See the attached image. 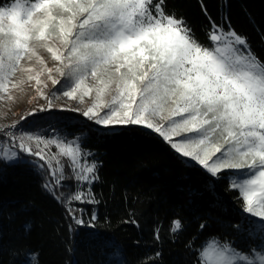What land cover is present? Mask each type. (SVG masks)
I'll list each match as a JSON object with an SVG mask.
<instances>
[{
  "label": "snow or ice",
  "instance_id": "snow-or-ice-1",
  "mask_svg": "<svg viewBox=\"0 0 264 264\" xmlns=\"http://www.w3.org/2000/svg\"><path fill=\"white\" fill-rule=\"evenodd\" d=\"M208 23L211 46H204L183 19L165 13L164 0H35L28 7L16 0L0 6V100L13 99L10 87L35 81L46 103L28 116L51 112L61 96L78 103L88 97L86 108L59 107L79 112L105 133L138 126L158 134L210 178L246 170V177L230 180V188L242 198V210L264 225V63L234 30L225 31L211 19ZM48 81L61 85L60 96L45 92ZM15 127L0 128L15 145L4 160L31 157L29 162L46 169L59 186L62 166L58 154L50 152L55 145L70 158L77 180L96 179L95 163L80 165L78 145L17 135L11 130ZM70 199L88 202L83 193ZM173 224V231L180 229V221ZM199 260L264 264V251L250 259L227 244L213 243Z\"/></svg>",
  "mask_w": 264,
  "mask_h": 264
},
{
  "label": "trees",
  "instance_id": "trees-1",
  "mask_svg": "<svg viewBox=\"0 0 264 264\" xmlns=\"http://www.w3.org/2000/svg\"><path fill=\"white\" fill-rule=\"evenodd\" d=\"M164 8L204 46L209 19L234 30L264 63V0H164ZM28 121L77 141L81 158L95 163L96 179L78 185L69 177L57 186L31 157H0V264H202L210 240L241 254L264 248V225L242 210L229 184L246 170L210 178L158 134L138 126L105 133L79 112L51 110ZM76 193L88 202L70 199ZM177 220L181 227L173 231Z\"/></svg>",
  "mask_w": 264,
  "mask_h": 264
},
{
  "label": "rangeland",
  "instance_id": "rangeland-1",
  "mask_svg": "<svg viewBox=\"0 0 264 264\" xmlns=\"http://www.w3.org/2000/svg\"><path fill=\"white\" fill-rule=\"evenodd\" d=\"M211 46V45H210ZM42 55H44L45 60L48 62L49 66H52L51 57L47 53L41 52ZM36 68H39V65H36ZM19 75V74H18ZM26 79V78H25ZM43 79V77H41ZM48 83V88L45 89V92L48 94H51L55 92L58 96H60V92L58 91L61 89V85L64 83L63 78L61 79V85H55L53 86L50 81ZM37 86L35 85V81H30L22 84L19 88H11L10 92L13 96V99L11 100H0V128H4L5 126H11L12 124H16V127L13 128L17 135H23V134H31V135H39L42 138H52V139H59L52 131H43V130H37L34 128H30L31 123L28 121L32 116H28V113L32 111L33 109L39 108L40 106L44 105L46 101L44 98L40 95H38ZM90 98L85 97L84 103H78L77 101H71L68 100L65 97H60L56 101L57 107L52 110H58L61 109L59 106L67 104L69 108H86L89 106ZM46 112L43 111H37L36 114H44ZM21 116H27V120H21ZM34 116V115H33ZM150 132V131H149ZM0 137L3 136L2 133H0ZM61 140V139H59ZM63 141V140H61ZM65 143L71 144L73 147H76L78 145V142H66ZM15 148H13L11 143H8L6 141L0 142V157H3V154L5 152H11L14 151ZM45 151H49L48 149H45ZM50 152L52 154H58L57 158L60 161V165L62 166V175L59 178V186H63L64 181H66L69 177H72L78 185H81L83 181H79L75 178V173L71 170V160L69 157L64 156L62 153H60V149H58L55 145L51 146ZM185 159V158H184ZM78 160L80 162V165L88 164L86 163L82 158L80 152L78 153ZM187 160V159H186ZM8 163H15L10 160H6ZM54 168L57 166L53 165ZM55 179V178H54ZM258 222H260L259 218H255ZM261 223V222H260ZM213 243L219 244L216 242V240H210L208 241L202 251L206 248H208ZM228 245V244H227ZM230 246V245H229ZM231 247V246H230ZM233 248V247H232ZM264 251V248L261 250L253 251L251 254H241V255H247L250 259H255V257ZM239 253V252H238Z\"/></svg>",
  "mask_w": 264,
  "mask_h": 264
},
{
  "label": "built area",
  "instance_id": "built-area-1",
  "mask_svg": "<svg viewBox=\"0 0 264 264\" xmlns=\"http://www.w3.org/2000/svg\"><path fill=\"white\" fill-rule=\"evenodd\" d=\"M12 130V129H11ZM13 132H15L14 130H12ZM16 133V132H15ZM3 141H6V142H8V143H11V141H10V139L8 138V137H0V142H3ZM12 144V143H11ZM12 146H13V148H15V145H13L12 144Z\"/></svg>",
  "mask_w": 264,
  "mask_h": 264
}]
</instances>
